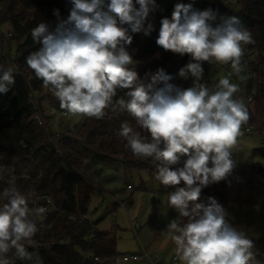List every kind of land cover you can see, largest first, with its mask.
<instances>
[{"label": "clouds", "instance_id": "1", "mask_svg": "<svg viewBox=\"0 0 264 264\" xmlns=\"http://www.w3.org/2000/svg\"><path fill=\"white\" fill-rule=\"evenodd\" d=\"M70 3L66 18L54 10L55 27L41 22L31 30L33 42L41 47L26 58L27 66L72 115L100 120L126 111L147 133L142 136L124 122L117 135L135 157L151 159L157 181L175 188L168 205L187 223L171 221L165 235L182 264H260L252 251L254 242L228 222L224 207L211 196L207 203L200 201L202 189L232 174L238 137L250 119L243 100L234 98L239 86L224 76L209 89L201 82L202 65L230 64L239 75L243 45L254 43L251 32L237 16L177 3L171 19H161L156 43L165 51L190 56L178 73L192 78V86L185 89L170 83L174 77L163 68L141 78L133 67L138 62L127 51L132 34L147 36L154 30L145 24L159 8L156 0ZM13 72L0 65V93L15 83ZM118 90L127 91L114 100ZM6 171L0 166V180ZM2 195L6 202L0 206V264H15L10 252L18 260L42 264L33 238L46 208L33 199L34 192H21L14 179Z\"/></svg>", "mask_w": 264, "mask_h": 264}, {"label": "trees", "instance_id": "2", "mask_svg": "<svg viewBox=\"0 0 264 264\" xmlns=\"http://www.w3.org/2000/svg\"><path fill=\"white\" fill-rule=\"evenodd\" d=\"M156 2L159 8L145 24V27L151 24L154 30L147 36L143 32L132 34L133 41L127 46V51L138 62L133 67L141 78L145 73L163 68L174 77L170 83L186 89L192 86V78L183 79L178 73L189 62L190 56L165 51L156 43L161 19H171L175 5L186 1ZM70 8V0H0V25L8 26L11 34L6 37L4 32H0V65L12 67L15 78L9 91L0 93V166L7 170L4 179L0 180V206L6 202L3 191L8 187V181L13 179L21 192H34L33 199L40 206L44 204L39 200L40 196L53 198L55 208L46 212L45 218L38 222L40 230L33 238L42 264H117L116 239L99 230L98 222L87 216L91 195L89 190H84L86 179L83 170L90 160L109 164L123 162L128 170H146L149 173H156V168L150 158L135 157L125 147L126 141L117 135L124 122L140 131L142 136L147 135L126 111L109 113L100 120L86 117L75 131L60 133L62 142L59 150L49 144V137H55L56 131L49 124L40 101L46 98L59 111L66 112V109L60 107L59 100L43 81L36 78L27 66L26 58L41 47L33 42L31 30L41 22L55 27L57 18L53 15L54 10L58 9L60 16L66 18ZM199 8H211L219 16H237L251 32L254 43L243 45L242 60V69L249 77L241 87L246 96L252 97L250 103L243 101L250 116L247 123L264 134V0H239L238 7L226 4L224 0H204ZM14 41L15 54L11 46ZM6 45L9 46V60L4 55ZM208 65L207 62L202 65L204 76L201 82L213 89ZM126 91L118 90L114 100L124 96ZM34 94H37L36 98ZM37 113L44 116V125L35 120ZM255 152L264 156V145L256 148ZM179 186L183 187V182ZM209 196L214 197L227 213L234 201L231 175L202 189L200 201L207 203ZM184 223H187V218L180 216L178 224L182 226ZM26 246L29 251L34 250L32 246ZM8 255L15 264H32L16 259L11 252Z\"/></svg>", "mask_w": 264, "mask_h": 264}, {"label": "rangeland", "instance_id": "3", "mask_svg": "<svg viewBox=\"0 0 264 264\" xmlns=\"http://www.w3.org/2000/svg\"><path fill=\"white\" fill-rule=\"evenodd\" d=\"M185 1L193 3L200 10L199 5L204 0ZM224 1L238 7L239 0ZM7 27L4 26L5 29ZM11 46L15 54L16 42ZM4 55L9 60L7 45ZM208 67L213 89L221 77L227 76L231 83L238 86H245L249 77L243 69L239 75L233 73L230 64L209 63ZM40 102L49 124L57 132L75 131L86 118L72 115L67 110L63 114L46 98ZM241 131L232 156L236 164L231 174V196L234 201L227 209L226 219L254 242L252 251L255 260L264 264V156L255 152L256 148L264 145V134L251 128L248 123L243 125ZM83 175L86 179L84 190H89L91 195L87 216L98 222L99 230L116 239L119 253L117 264H152L147 257L140 261H124L122 258L125 254L144 252L155 258L154 264H182L180 260L174 262L175 245L165 235L167 225L173 220L178 223L180 218L168 205V194L175 190L174 187L163 186L155 179L156 173L128 170L123 162L109 164L90 160ZM137 224L138 227L134 228Z\"/></svg>", "mask_w": 264, "mask_h": 264}, {"label": "built area", "instance_id": "4", "mask_svg": "<svg viewBox=\"0 0 264 264\" xmlns=\"http://www.w3.org/2000/svg\"><path fill=\"white\" fill-rule=\"evenodd\" d=\"M0 32H4L5 36L6 37H9L11 34L10 32L5 29L4 27H2L0 25ZM15 67V66H14ZM35 98L37 97V94H34ZM236 98H239V99H242L244 102L246 103H250L252 101V97L251 96H246V94L244 93V90L242 89L241 86H239V91L237 92L236 94ZM63 114H66V112H63ZM35 120L37 121V123L39 125H44L45 124V119H44V116L41 114V113H37L35 114L34 116ZM49 144L53 147V148H56L59 150L60 148V144H61V138H60V132H57L55 133V137H49ZM4 167V166H3ZM11 178H14L13 175H11ZM49 198L51 199V204L48 203V200ZM39 200L40 201H43V205L45 208H46V212L52 210L55 208V204H54V200L52 197L50 196H40L39 197ZM138 227V224L137 225H134V228H137ZM91 237H94V235L91 234ZM145 257H147L151 262L152 264H154V257H151L149 256L146 252L144 253H140V254H125L123 255V260L124 261H140L142 259H144ZM96 259L98 260V257H96ZM174 262L177 263L178 262V259H177V256H174Z\"/></svg>", "mask_w": 264, "mask_h": 264}]
</instances>
